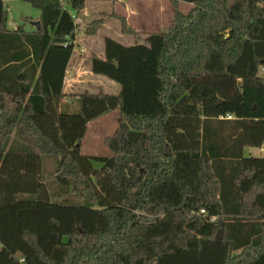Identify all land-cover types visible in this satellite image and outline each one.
Here are the masks:
<instances>
[{
	"label": "trees",
	"instance_id": "16d2710c",
	"mask_svg": "<svg viewBox=\"0 0 264 264\" xmlns=\"http://www.w3.org/2000/svg\"><path fill=\"white\" fill-rule=\"evenodd\" d=\"M21 1L40 27L10 30L0 0V264H264V155L244 152L264 145V0H168L170 28L144 37L119 17L135 43L87 60L119 92L68 102L86 0ZM116 110L111 155L84 154Z\"/></svg>",
	"mask_w": 264,
	"mask_h": 264
},
{
	"label": "rangeland",
	"instance_id": "374dc122",
	"mask_svg": "<svg viewBox=\"0 0 264 264\" xmlns=\"http://www.w3.org/2000/svg\"><path fill=\"white\" fill-rule=\"evenodd\" d=\"M66 5L68 0H63ZM126 1L128 3L126 4ZM8 7V25L16 28L18 25L23 24L25 19H28L27 27L33 29L35 26V19L40 16V10L34 8L30 3L21 0H6ZM85 12L87 14V22L85 25H80V30L85 31L95 20H104V26L101 28L99 37L95 40V50L101 52L100 41L104 37L109 36L124 45L134 44L135 39L122 33L121 21L119 17H124L128 24L132 26L143 37L151 33L166 32L170 28L175 8L168 0H86ZM193 5L187 2H180L179 10L185 14L190 12ZM132 14L134 20L139 24H132L127 19V15ZM78 19V18H77ZM144 26H142V25ZM145 27V28H144ZM86 39V38H85ZM81 40L87 44L88 41ZM80 46V44H79ZM85 63L81 67V76L78 81L72 78L71 68L68 74L66 98L65 100L71 101V97L76 94L90 91L93 93L100 90L105 93L116 94L120 90V85L115 81L103 76L92 75L89 72L88 58L89 55L84 57ZM264 76V75H261ZM120 112L116 110L107 114L99 119L92 121L88 127L85 139L83 140L82 152L87 155H100L110 156L111 151L107 145V139L113 137L119 127ZM257 152V151H256ZM255 152V153H256ZM258 154V152L256 153ZM56 163L50 156H43V175L45 179H49L50 185L53 184L50 177L54 174ZM53 187V186H52ZM54 186L52 190H56ZM64 198H70L75 201L70 194L64 193Z\"/></svg>",
	"mask_w": 264,
	"mask_h": 264
},
{
	"label": "crops",
	"instance_id": "0c3cea01",
	"mask_svg": "<svg viewBox=\"0 0 264 264\" xmlns=\"http://www.w3.org/2000/svg\"><path fill=\"white\" fill-rule=\"evenodd\" d=\"M5 7H6V9H7V11H8V7L6 6V0H5ZM128 3V1H126V4ZM86 9V8H85ZM39 17V16H38ZM37 17V18H38ZM36 18V19H37ZM36 19H35V21H36ZM127 19L129 20V22L131 21V23L132 24H134V25H136V24H138L135 20H134V18H133V15L132 14H129V15H127ZM87 20V14H86V12H85V10H84V12H83V14L82 15H80L79 17H78V19H77V22L78 23H81L82 25H85L84 23L85 22H87L86 21ZM36 23V22H35ZM105 25V24H104ZM142 25V24H141ZM19 26V25H18ZM17 26V27H18ZM137 26V25H136ZM138 26H139V24H138ZM142 26H144V25H142ZM16 27V28H17ZM8 28L10 29V30H15L16 28H12V27H10L9 25H8ZM145 28V27H144ZM25 29L27 30V31H31L32 30V28H31V26L30 27H27V26H25ZM99 33H100V31H99ZM98 33V34H99ZM99 36L98 35H95V36H87L86 34H85V32L84 31H81L77 36H76V40H75V42H76V46H75V50H74V54H73V57H72V59H71V61H70V63H69V66H68V69H67V74H66V77H65V82H64V88H63V92L65 93V94H67V92H66V87H67V80H68V74L70 73V70H71V68L73 69V73H72V78L74 79V81H78L79 80V78H80V76H81V67H82V65L85 63V60H84V56L85 55H90L91 53H96V54H98L99 56H104V39L103 40H101L100 41V49H101V52L99 51H97V50H95V45H94V42H95V40L98 38ZM86 38V39H85ZM84 39L86 40V41H88L87 42V44H85V43H83V41H84ZM81 40H83L82 41V44H81ZM79 44H80V46H79ZM129 45H131V44H129ZM89 72L92 74V75H96V74H94L92 71H91V69H89ZM66 98V97H65ZM64 102H67V100H63ZM90 125V124H89ZM258 152V154H256L257 152ZM244 152H245V155L246 156H248V155H254V156H263L264 155V145L261 147V148H252V147H246L245 148V150H244ZM256 152V153H255Z\"/></svg>",
	"mask_w": 264,
	"mask_h": 264
},
{
	"label": "built area",
	"instance_id": "2783aa9c",
	"mask_svg": "<svg viewBox=\"0 0 264 264\" xmlns=\"http://www.w3.org/2000/svg\"><path fill=\"white\" fill-rule=\"evenodd\" d=\"M74 44H75V46H76V42H75V41H74ZM259 74H260V75H264V64H262V65L260 66V68H259ZM221 118L224 119V117H221ZM226 118H228V119H232L233 117H232V115L228 114ZM202 213H204V210H202Z\"/></svg>",
	"mask_w": 264,
	"mask_h": 264
},
{
	"label": "water",
	"instance_id": "95a60500",
	"mask_svg": "<svg viewBox=\"0 0 264 264\" xmlns=\"http://www.w3.org/2000/svg\"><path fill=\"white\" fill-rule=\"evenodd\" d=\"M36 25H37L38 27H40V22H36ZM220 103H222L221 100L218 101V104H220Z\"/></svg>",
	"mask_w": 264,
	"mask_h": 264
}]
</instances>
